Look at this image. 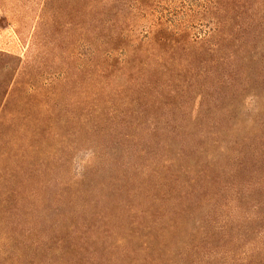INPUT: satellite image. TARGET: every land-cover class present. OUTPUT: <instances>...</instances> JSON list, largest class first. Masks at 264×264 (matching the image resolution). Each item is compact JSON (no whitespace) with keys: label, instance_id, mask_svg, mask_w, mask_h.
<instances>
[{"label":"trees","instance_id":"trees-1","mask_svg":"<svg viewBox=\"0 0 264 264\" xmlns=\"http://www.w3.org/2000/svg\"><path fill=\"white\" fill-rule=\"evenodd\" d=\"M55 2L36 55L0 52V264H264L244 229L264 222V0H199L141 36L152 3L132 0V38L114 0H75L83 75L35 85Z\"/></svg>","mask_w":264,"mask_h":264},{"label":"rangeland","instance_id":"rangeland-1","mask_svg":"<svg viewBox=\"0 0 264 264\" xmlns=\"http://www.w3.org/2000/svg\"><path fill=\"white\" fill-rule=\"evenodd\" d=\"M196 1L199 0H150L152 9L144 14V16H149L138 21L134 27L133 34L141 36L146 31L148 22L154 17H162L166 20H171L175 16L178 18L183 17L182 13H184L186 5ZM41 2L42 0H0V52L18 57L24 64L28 60L27 55L34 56L37 54L34 48L31 52L30 49L34 47L35 36L38 32L37 25ZM108 2L109 0H104V4H108ZM74 3L75 0H56L52 7L55 12L53 10L51 14L60 15V19L57 20L60 25L57 28L58 31L61 30L62 36L57 48L49 56H40L35 59V64L38 65L34 73V78H36L34 79L35 85L48 84L56 78L60 71H66L69 78L77 76V79H81L83 75V55L85 52L82 29L83 6L79 2V16L76 22H79L80 27L75 31L73 28L75 20L73 15ZM114 6H116L115 20H123L128 23L130 27L129 35L132 38V16L128 14V10L132 6V0H114ZM199 24L201 23L189 24L190 27H193L192 32L195 34L201 30ZM76 36H78V42L75 44ZM76 67L78 72L73 75ZM91 161L92 153L90 151L82 150L76 152L70 164L71 174L79 176L84 167ZM129 164L130 166L127 169L132 171V161ZM106 170L108 172L110 166H107ZM106 178L107 175L102 180ZM261 188L258 191V198L264 203V179L261 182ZM259 213L260 218L264 219V205ZM244 229L248 233V239H250H246L247 246L251 242L260 249L264 247V222L250 223ZM261 253V257L264 258V251Z\"/></svg>","mask_w":264,"mask_h":264}]
</instances>
